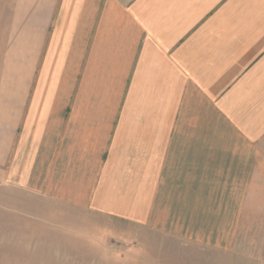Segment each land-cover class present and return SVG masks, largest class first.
I'll list each match as a JSON object with an SVG mask.
<instances>
[{
	"label": "crops",
	"instance_id": "1",
	"mask_svg": "<svg viewBox=\"0 0 264 264\" xmlns=\"http://www.w3.org/2000/svg\"><path fill=\"white\" fill-rule=\"evenodd\" d=\"M0 172L65 210L264 238V0H0Z\"/></svg>",
	"mask_w": 264,
	"mask_h": 264
},
{
	"label": "rangeland",
	"instance_id": "2",
	"mask_svg": "<svg viewBox=\"0 0 264 264\" xmlns=\"http://www.w3.org/2000/svg\"><path fill=\"white\" fill-rule=\"evenodd\" d=\"M180 221L175 231L65 210L0 172V264H264L262 233L237 230L224 240L212 233L216 241L208 244L207 233L192 231L189 215Z\"/></svg>",
	"mask_w": 264,
	"mask_h": 264
}]
</instances>
